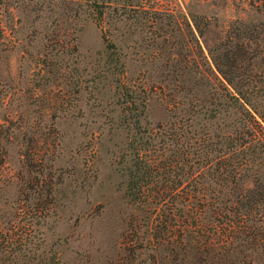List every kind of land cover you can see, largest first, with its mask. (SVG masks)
Masks as SVG:
<instances>
[{
    "label": "rangeland",
    "instance_id": "obj_1",
    "mask_svg": "<svg viewBox=\"0 0 264 264\" xmlns=\"http://www.w3.org/2000/svg\"><path fill=\"white\" fill-rule=\"evenodd\" d=\"M7 1L0 6V264H193L195 254L181 259L157 247L161 217L148 211L147 224L131 204L128 173L145 159L163 165L170 154L156 144L167 130L192 144L194 132L234 123L210 50L227 43L233 26L264 28V0ZM93 1L110 5L108 47ZM260 44L243 54L258 55ZM139 140L156 150L137 156ZM196 162L184 166L193 172L190 188L213 184ZM170 170L172 178L181 168L173 161ZM209 215L198 237L208 245L217 238ZM177 218L167 231L173 237ZM259 232L256 245L205 252L200 264L212 256L217 264H264Z\"/></svg>",
    "mask_w": 264,
    "mask_h": 264
},
{
    "label": "trees",
    "instance_id": "obj_2",
    "mask_svg": "<svg viewBox=\"0 0 264 264\" xmlns=\"http://www.w3.org/2000/svg\"><path fill=\"white\" fill-rule=\"evenodd\" d=\"M11 5L7 0H0V6L4 8ZM88 6L108 47L109 31L103 23L110 15V11L105 10L110 5L93 1ZM39 9H43V5ZM122 15L128 16L125 13ZM193 22L201 34V17L194 16ZM240 26L242 28L231 27L227 43L210 50L214 66L222 76V80L215 79L226 92L224 97L229 101L234 123L230 127L219 123L204 133L194 132L198 136L192 144L184 141V132L179 134L174 128L167 130L156 144L161 151L170 154L163 165L158 168V163L152 164L145 159L137 162L128 173L125 195L131 204L142 208L147 224L148 211H152L150 215L154 216L153 219L161 217L154 226L159 227L161 233L155 237L157 247L165 246L171 255L173 252L182 253L181 259L195 254L197 257L193 256V264H200L205 252L217 254L234 244L256 245L262 235L259 230L264 229V226L257 225V222L264 223V28ZM232 28L239 32H232ZM3 32L0 24V40ZM259 43L262 49L258 55H244V52L257 50ZM257 56L258 64L253 60ZM256 66L258 69L254 68ZM222 110L219 106L215 108L213 118H218ZM137 143L141 145L135 147L137 156L141 154L146 157L147 153L150 155L156 150L152 142L146 144L139 140ZM188 154L196 157V164L202 163L200 168L206 167V177L213 184L190 188L193 186L190 183L193 172L184 170V166L192 170L195 162L187 161ZM200 158L202 162H199ZM173 161L175 167L181 170L170 178V173L174 172L170 170ZM245 181L251 185H244ZM180 192L182 198H174L180 196ZM197 197H208V203L192 201ZM207 211L210 212L208 222L217 220L210 228L217 238L210 245L200 242L198 238L202 229L210 227L211 223L205 222L203 216ZM176 217L180 222L177 224L178 235L173 237L167 231H171L170 226H173L172 221ZM226 225H229V229ZM215 257L212 256L209 264H217L218 259L221 260ZM172 258L176 259L177 255ZM183 261L188 264L189 260Z\"/></svg>",
    "mask_w": 264,
    "mask_h": 264
}]
</instances>
